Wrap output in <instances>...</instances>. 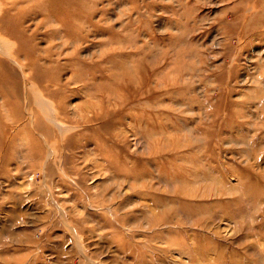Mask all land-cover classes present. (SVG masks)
<instances>
[{"label": "rangeland", "instance_id": "rangeland-1", "mask_svg": "<svg viewBox=\"0 0 264 264\" xmlns=\"http://www.w3.org/2000/svg\"><path fill=\"white\" fill-rule=\"evenodd\" d=\"M0 47V264H264V0H0Z\"/></svg>", "mask_w": 264, "mask_h": 264}, {"label": "bare ground", "instance_id": "bare-ground-1", "mask_svg": "<svg viewBox=\"0 0 264 264\" xmlns=\"http://www.w3.org/2000/svg\"><path fill=\"white\" fill-rule=\"evenodd\" d=\"M0 50H3V51H5L2 47H0ZM21 68H22V70L24 71V70H26L27 68H28V65L27 64H23L22 66H21ZM26 78V77H25ZM28 81L31 79V78H26ZM48 117H49V119L52 121V122H54V124H56L60 129H63L64 128V125H63V123H58V121L60 120L59 119V116H57V115H53V114H49L48 115ZM37 119V118H36ZM35 119V121H36V124H37V126H39L40 125V127H41V129H43V123L42 124H40V121L38 122V119L36 120ZM41 122H42V120H41ZM39 124V125H38ZM40 129V128H39Z\"/></svg>", "mask_w": 264, "mask_h": 264}]
</instances>
